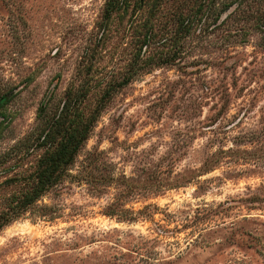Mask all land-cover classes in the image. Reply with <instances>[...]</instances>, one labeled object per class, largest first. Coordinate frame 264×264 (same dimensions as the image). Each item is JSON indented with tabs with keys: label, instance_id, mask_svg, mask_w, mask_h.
I'll list each match as a JSON object with an SVG mask.
<instances>
[{
	"label": "rangeland",
	"instance_id": "rangeland-1",
	"mask_svg": "<svg viewBox=\"0 0 264 264\" xmlns=\"http://www.w3.org/2000/svg\"><path fill=\"white\" fill-rule=\"evenodd\" d=\"M104 3L0 0V214L68 92L74 124L99 114L0 228V264H264V0H164L102 30Z\"/></svg>",
	"mask_w": 264,
	"mask_h": 264
},
{
	"label": "trees",
	"instance_id": "trees-1",
	"mask_svg": "<svg viewBox=\"0 0 264 264\" xmlns=\"http://www.w3.org/2000/svg\"><path fill=\"white\" fill-rule=\"evenodd\" d=\"M164 0H105L102 19L99 27L104 30L109 28L110 23L117 14L125 13L129 9L136 11L139 9L155 7L156 4ZM136 70H134L135 72ZM131 75L121 82L108 86L103 99L110 98L115 89L123 87L130 80ZM84 93L75 91L68 92V96L62 101L61 105L53 114L54 129H49L48 133L41 137V145H49L54 149L42 157L37 171V180L32 190L23 195L16 204L15 210H7L0 214V228L9 224L11 221L23 214L27 205L38 199L43 193L57 185L62 175L68 167L75 161L79 149L88 139L90 131L93 129L98 111L93 117H89L84 122L74 124L75 117L81 108ZM7 99V97H5ZM4 99V100H6ZM3 101L1 100L0 103ZM46 106V105H45ZM43 107L42 110L46 107ZM98 109V108H97Z\"/></svg>",
	"mask_w": 264,
	"mask_h": 264
}]
</instances>
